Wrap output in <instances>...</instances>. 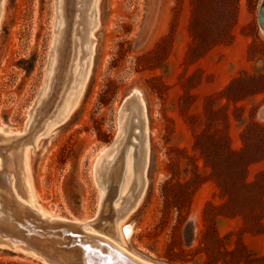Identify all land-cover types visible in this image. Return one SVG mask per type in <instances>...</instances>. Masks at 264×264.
I'll list each match as a JSON object with an SVG mask.
<instances>
[{
  "label": "rangeland",
  "instance_id": "obj_1",
  "mask_svg": "<svg viewBox=\"0 0 264 264\" xmlns=\"http://www.w3.org/2000/svg\"><path fill=\"white\" fill-rule=\"evenodd\" d=\"M260 1L94 0L93 47L83 67L75 65L70 106L22 160L30 203L53 217L96 216L102 197L96 177L117 136L119 109L136 91L147 120V161L143 192L122 220L119 243L156 264H264V159L248 167L245 179L256 184L238 192L237 204L210 179L197 148L213 136H226L234 150L244 140L264 145L257 115L264 104ZM54 2L0 0V132H24L43 88ZM226 23L230 43L191 55L195 34ZM85 46L79 52L87 53L89 40ZM237 78L234 88L255 94L239 100L225 92ZM134 179L128 160L125 189ZM0 264L43 263L0 248Z\"/></svg>",
  "mask_w": 264,
  "mask_h": 264
},
{
  "label": "water",
  "instance_id": "obj_2",
  "mask_svg": "<svg viewBox=\"0 0 264 264\" xmlns=\"http://www.w3.org/2000/svg\"><path fill=\"white\" fill-rule=\"evenodd\" d=\"M93 1L55 0L54 42L43 88L24 132H0V248L22 252L43 264H156L118 244V225L143 192L139 178L147 161V120L136 91L119 109L117 136L102 160V174L96 177L102 197L92 220L79 222L45 214L30 203L23 186L20 163L27 148L35 147L38 139L62 123L61 113L69 108L76 91L75 65L82 68L89 58ZM92 11L95 25L94 7ZM257 23L264 36V0L258 7ZM87 40L89 50L79 52ZM257 115L264 121V104ZM128 160L135 179L125 189Z\"/></svg>",
  "mask_w": 264,
  "mask_h": 264
},
{
  "label": "trees",
  "instance_id": "obj_3",
  "mask_svg": "<svg viewBox=\"0 0 264 264\" xmlns=\"http://www.w3.org/2000/svg\"><path fill=\"white\" fill-rule=\"evenodd\" d=\"M195 9V15L197 13ZM198 24V19L193 21V27ZM203 33V34H202ZM195 34V43L191 47V55L201 58L205 53L210 51L217 45L228 44L233 38L231 28L226 26L220 31L206 30L204 32ZM239 81L235 79L225 90V92H235L239 100L254 95L249 88L240 87L234 88V85ZM257 125V124H256ZM208 142L202 145L197 144L200 149L201 158L204 161V168H210V179L214 178L223 196L229 198V202L238 204V192L248 189L251 185L256 183H249L246 181V173L251 164L259 162L264 159V145L248 144L245 140V146L240 150H234L228 145V138L220 136L218 138L210 137ZM198 181L202 179L197 176ZM203 181V180H202ZM203 183V182H200ZM261 201V200H260ZM262 202V201H261Z\"/></svg>",
  "mask_w": 264,
  "mask_h": 264
},
{
  "label": "bare ground",
  "instance_id": "obj_4",
  "mask_svg": "<svg viewBox=\"0 0 264 264\" xmlns=\"http://www.w3.org/2000/svg\"><path fill=\"white\" fill-rule=\"evenodd\" d=\"M51 131V130H50ZM40 140V139H39ZM38 142V141H37ZM38 144V143H37ZM36 145V144H35ZM31 147V146H30ZM32 148V147H31ZM28 149V148H27ZM28 150H30V149H28ZM27 159V158H26ZM25 159V160H26ZM28 161H30V160H28ZM27 163V162H26ZM21 171H22V169H23V164H22V160H21ZM128 184V183H127ZM138 203V202H137ZM58 217V216H57ZM58 218H60V217H58ZM128 218V217H127ZM76 221V220H75ZM124 221V220H123ZM123 221H121L120 223H119V225H118V230H119V234H120V238H122V224H123ZM80 222V221H79ZM123 239V238H122ZM121 239V240H122ZM123 241V240H122ZM118 244L120 245V246H122L123 248H125V246L122 244V243H119L118 242ZM126 249V248H125ZM127 250V249H126ZM129 251V250H128ZM130 252V251H129ZM132 253V252H131ZM134 254V253H133Z\"/></svg>",
  "mask_w": 264,
  "mask_h": 264
}]
</instances>
